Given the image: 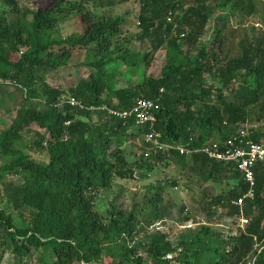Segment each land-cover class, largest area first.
Segmentation results:
<instances>
[{"label":"trees","instance_id":"16d2710c","mask_svg":"<svg viewBox=\"0 0 264 264\" xmlns=\"http://www.w3.org/2000/svg\"><path fill=\"white\" fill-rule=\"evenodd\" d=\"M115 4L116 0H48L26 11L18 0H0V80L10 82L14 105H21L13 125L0 135V152L11 156L0 170V254L9 256L11 264H102L104 247L112 243L111 251L118 248V252L112 262L103 264H248L249 259L264 264V170L256 172L254 198L243 203L254 216L244 217L245 227L236 226L227 236L202 224L172 242L162 233L137 226L133 212L121 213L109 206L103 215L95 205L98 190L108 189L115 178L133 177L134 168L122 148L127 136L144 138L154 131L173 147L158 154L172 155L183 164L187 156L180 155L177 147L195 151L188 157L203 182H235L228 193L204 197L209 214L214 206L237 220L243 216V204H233L247 189L240 173L232 164L210 160L198 150L226 139L249 121L248 106L264 92V34L245 35L239 56L222 62L214 50L200 48L192 57L182 47L195 46L216 10L228 8L251 16L253 0H193L185 10L180 0H140L139 39L163 34L167 57L159 77L120 89L111 88L105 66L127 56H118L122 46L113 48L125 18L96 11ZM171 15L175 19L169 23ZM67 16L78 19L80 33L42 42L41 37ZM76 48L91 59L84 64L89 75L66 96L46 82L45 74L67 68ZM143 59L149 65L150 55ZM203 73L220 87L207 84ZM234 82L250 88V101L241 92L233 100L224 95ZM69 97L80 107L71 106ZM139 99L154 103L151 128L138 125L134 116L109 113L128 112ZM29 101L42 103L44 109L24 108ZM92 114L101 120L91 122ZM32 123L48 133L46 146L39 134L30 145L47 153L45 164L27 160L17 151V140ZM8 175L21 182L6 183ZM160 201L158 194L149 200L155 205L151 218L160 216L156 206ZM135 235L141 237L128 246L127 239Z\"/></svg>","mask_w":264,"mask_h":264},{"label":"rangeland","instance_id":"374dc122","mask_svg":"<svg viewBox=\"0 0 264 264\" xmlns=\"http://www.w3.org/2000/svg\"><path fill=\"white\" fill-rule=\"evenodd\" d=\"M48 0H18L22 10H35L38 5ZM183 9L193 5V0H180ZM254 13L246 16L245 13L232 11L231 9L216 10L208 19L200 39L194 47L184 45L182 51L189 53L192 57L196 56L200 48L211 52L215 51L216 58L224 61L237 57L240 54V41L245 35L250 34L254 37L260 36L259 32L251 30V24L262 21L264 18V0H253ZM140 0H116L113 7L96 10L101 16L115 17L124 16L125 23L122 26V34L113 46H122L118 56L127 54L125 59L105 66L112 89L130 88L146 78H156L160 76L161 68L166 60V37L157 34L150 39H139L141 29L138 26ZM174 15H171L172 23ZM78 19L67 16L66 19L58 24L55 29L48 31V36L41 37L42 42L50 38H68L71 35H78ZM117 47V48H118ZM25 51V49H21ZM150 55V63L146 65L143 56ZM214 55V56H215ZM91 60L83 49L76 48L72 52V57L68 61L67 68L46 72L45 80L53 87L64 91L66 96L69 90L74 88L80 79H86L89 75L88 68L84 66L86 60ZM207 78V84H214L220 87L216 80H212L206 73L202 74ZM232 88V91H231ZM224 95L233 100L237 92L245 95L248 101L251 97L247 95L250 88L241 82H234ZM240 97V96H239ZM243 98V97H240ZM16 96L10 82L0 80V135L9 129L16 117L19 108L15 107ZM43 110L44 105L38 101H29L24 105ZM249 122L264 120V92L257 102H251L248 106ZM259 117L260 120L256 118ZM88 120L97 122L101 119L92 114ZM42 135L46 146L48 133L45 129L38 128L35 123L25 127L21 138L18 139L19 147L17 151L38 164H45L48 155L44 150L32 149L31 144L36 140L37 135ZM123 152L126 160L133 166L134 173L132 178H115L108 189L98 190L95 193V205L101 214L105 215V210L113 206L121 213L133 212L136 215L137 226H144L150 233L159 232L170 240H176L184 231L193 230L202 224H209L218 232L227 236L236 226L241 227V217L251 219L254 216L253 210H245V204L240 207V218L230 217L224 208L212 206L209 214L205 207L204 197H213L219 194L228 193L234 186L232 179H224L221 183L209 180L203 182L197 171L192 170L191 159L185 158L183 164L172 155L158 154L147 144L142 136L129 135L123 145ZM11 160L0 152V170ZM14 181L20 183L18 176L8 175L5 182ZM171 182H175L172 185ZM158 194L161 198L156 206L160 216L151 218L155 205L149 200ZM242 212V213H241ZM134 215V216H135ZM187 218V220H186ZM237 220V221H236ZM236 221V223H235ZM18 224L21 221L17 222ZM141 235L128 238L126 244L134 246L136 240ZM112 243L105 245L102 255V264L112 262L113 256L117 254L116 249H112ZM0 264H11V259L7 255L0 254ZM101 264V263H94ZM248 264H252L249 259Z\"/></svg>","mask_w":264,"mask_h":264},{"label":"built area","instance_id":"2783aa9c","mask_svg":"<svg viewBox=\"0 0 264 264\" xmlns=\"http://www.w3.org/2000/svg\"><path fill=\"white\" fill-rule=\"evenodd\" d=\"M170 21V18H168ZM251 28L259 33L264 34V18L251 24ZM264 45V42H263ZM68 103L71 106L80 107L79 102L69 97ZM154 103L150 100L139 99L136 105L130 110L123 113H114L121 117L134 116L138 125L153 127L155 116L152 114ZM144 140L155 152L164 153L173 147L160 141V134L150 132L145 134ZM180 155L187 157L195 151L177 147ZM208 159L232 164L240 173L242 180L247 186L245 193L238 197L233 204L241 206L245 200H252L255 195L254 187L256 184V172L264 170V120L249 122L245 121L240 124L230 136L224 140H214L198 150ZM241 227L247 224V219L241 217Z\"/></svg>","mask_w":264,"mask_h":264}]
</instances>
